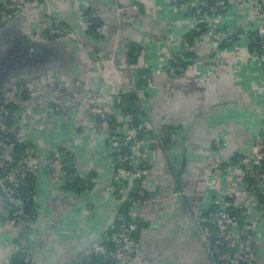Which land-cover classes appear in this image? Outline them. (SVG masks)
Returning a JSON list of instances; mask_svg holds the SVG:
<instances>
[{
  "label": "crops",
  "instance_id": "crops-1",
  "mask_svg": "<svg viewBox=\"0 0 264 264\" xmlns=\"http://www.w3.org/2000/svg\"><path fill=\"white\" fill-rule=\"evenodd\" d=\"M127 8L128 0H44V7L21 13L0 33L1 56L51 20L74 30L73 41H54L64 51L58 70L31 73L28 101L17 113L28 122L32 111L41 112L49 102V85L57 80L80 82L85 90L77 99L75 121L46 117L48 132L36 125L28 136L39 150L55 143L69 148L77 174L92 184L75 194L52 187L44 172L36 173L35 218L16 226L4 216L0 185V264H14L18 244L32 249L28 264H69L112 226L122 205L110 189L114 148L106 122L93 115L90 102L100 103L116 89H129L138 81L141 64L148 68L150 81L141 90L140 121L151 132H171L149 140L147 135L148 169L142 183L147 198L130 215L139 224L132 264H211L197 229L200 213L212 208L216 198L229 202L231 209L245 210L248 184L237 159L250 151L264 122L261 60L245 43L224 40L213 46L206 31L191 34L196 24L178 10L176 0H139L137 13ZM232 10L220 19L230 29L238 17ZM88 13L99 28L93 39L83 24ZM126 42L143 51L135 63L128 61ZM178 44L192 53V62L183 67L188 53H179ZM174 54L182 60L175 68L182 69L170 73L168 60ZM115 120L118 127L123 125ZM219 138L222 152L216 147ZM261 200L264 204V195ZM254 244V264H264V213Z\"/></svg>",
  "mask_w": 264,
  "mask_h": 264
},
{
  "label": "built area",
  "instance_id": "built-area-1",
  "mask_svg": "<svg viewBox=\"0 0 264 264\" xmlns=\"http://www.w3.org/2000/svg\"><path fill=\"white\" fill-rule=\"evenodd\" d=\"M35 6L44 7V0H0V33L16 16ZM176 6L194 20L197 33L202 32V27L206 28L213 46L224 40L232 42L229 38L231 33L227 34L218 28L221 16L233 11V8L239 16L241 13L247 15L245 25L253 29L246 27L242 32H237L236 37L238 40H249L253 44L252 53L261 60L264 78V0H176ZM84 8H87V4ZM127 9L137 13L139 0H128ZM117 11L121 16L123 10L120 8ZM83 20L88 36L96 38L99 28L94 23V17L88 13ZM75 35L72 28L58 20H51L37 28L30 39L51 42L58 39L73 40ZM125 45L126 52L134 49L132 56L135 60L142 57L143 51L140 48L133 47L131 42H126ZM179 46L178 44L176 47L179 53L190 51ZM180 69L169 67L168 72L174 73ZM33 75H25L13 81L0 97V185L3 190L4 216L11 226L29 224L32 220L28 208L30 203L36 201V185L35 181L31 182L30 175L34 178L36 173L44 172L46 180L57 189L65 186L67 182H75L68 175V169L72 168L71 150L57 143L39 150L30 141L28 134L36 125L46 134V117L73 123L78 114L77 99L84 93V86L78 81L64 84L57 80L47 87L51 95L49 102H46L41 112L32 111V116L25 122L17 110L28 101V81L33 79ZM138 79L147 81V84L150 81V72L142 64L138 70ZM127 92L135 95L134 104L144 113L142 94L135 82L129 89H116L109 97H103L100 103L91 101L90 108L93 115L103 119L106 125L110 118H117L123 123L112 137L107 135L113 144L112 154H115L110 189L119 204L126 203L131 210H135L145 202L142 183L147 173L144 164L147 162L149 130L142 123L134 126L132 116L121 113L116 107L122 103V95ZM11 107L16 109L11 112ZM216 147L220 152L224 150V142L220 138L216 141ZM17 150L20 151L17 153ZM237 160L244 168V177L248 184L243 207L245 210L231 209L229 202L223 204L220 198H216L212 202V208L200 213L197 220V229L211 264L255 263L257 253L254 235L258 220L264 213L261 200L264 195V123L253 139L250 151L238 156ZM33 209L35 211L34 205ZM115 221L99 239L80 251L81 256L97 255L113 264H132L138 250L135 240L138 226L134 219L118 213ZM16 251L23 255L24 264L30 262L31 248L18 244ZM69 264H77V260Z\"/></svg>",
  "mask_w": 264,
  "mask_h": 264
},
{
  "label": "trees",
  "instance_id": "trees-1",
  "mask_svg": "<svg viewBox=\"0 0 264 264\" xmlns=\"http://www.w3.org/2000/svg\"><path fill=\"white\" fill-rule=\"evenodd\" d=\"M232 12H230V14ZM234 14H236L235 11H234ZM235 19H237V20H236L235 24H233L231 26V29L228 28V27H225V25L227 26V24H224V20L219 22L218 28L220 30L225 31L227 34L228 33L232 34L234 32L232 35L229 36V38L232 41L231 43H236V42L245 43V44L248 45L250 51L253 52L252 49H253L254 46H253L252 43H250L249 40H238L237 37H236L237 32L240 33V32H242L244 30V29H240V30H238V29L243 27L245 19H243L239 15ZM201 26H203V24ZM202 28H203L202 32H205L206 28H204V27H202ZM246 29L250 30V29H253V27L249 26ZM235 30H238V31L235 32ZM191 34L197 35V34H200V33H197L196 31H191ZM132 46L133 47H138L134 43H132ZM139 48L140 47H138V49ZM133 52H134V49L129 50L127 52V56H128V59H129L130 63H135V61H136L135 58L132 56ZM182 56H183V54H182ZM191 57H192V53L188 52V54L184 56L185 62L180 64V66L183 67L184 65H186L188 63H191L192 62ZM180 61H182V60L179 59L177 54H174L168 60V67H170V68L174 67L175 68V65H178V63ZM168 70H169V68H168ZM12 83H13V80H12V82H9L7 85H4V86L0 87L1 94L4 93L12 85ZM146 84H147V81L141 80V79H138V81L135 82L136 87L140 91L142 90L143 87H145ZM24 98H26V97L24 96ZM134 99H135V95L134 94L128 93V92L124 93L122 95V103L120 105H117L116 107L121 111V113L130 114L132 116V124L134 126H138L141 123L140 120L144 119V113H142L139 110V108L134 104ZM15 109H16L15 107H11L10 111L13 112ZM107 126H108V129H107L108 136L112 137L114 135V132L117 130L119 124L116 122V120H114L113 118H110V121L108 122ZM169 132H171V131L168 130L167 128H165L162 132H157L156 131L155 133H157V134H154L153 132L149 131L148 134H151V135H148V140L151 139V136H157V137L160 138L161 135H162V137L166 135L168 137V133ZM139 138L141 139L142 137L139 136ZM19 151L20 150H17V153ZM110 157L112 158V161L115 162V154H111ZM70 159H71V162H72V164H71L72 168L68 169V175H70L71 178L75 179V182H67L65 184V186H63L62 188L66 189V190H68L70 192H73L75 194L82 193L84 190L92 188V184H91V182L89 180H82L79 176H77V174H76L77 172H76V168H75V159H74L73 155H71ZM144 167H145L146 170L148 169L147 162H145ZM33 179H34L33 176L30 175V180H31L32 183L34 181ZM135 183L139 184L138 181H135ZM146 198H147V195H146V192L144 191V199H146ZM121 204H122L121 205V209L118 211L119 212L118 214L124 215V216L132 219L133 217H131L130 215H131V211H133V210H131L129 208L128 204H126V203H121ZM33 205H34V203H30L29 208H28V210H30V215H31V218H32L31 222L35 218V212H34V209H33ZM114 222L116 223L115 219H114ZM136 224H137L138 229H139V224L137 223V221H136ZM136 235H135V240H136ZM22 260H23V255L19 254L17 257H15L14 264H24ZM75 260H77V264H113L112 262H106L104 260V258L101 257V256L93 255V256H85L84 257V256H81L80 252L71 261L73 262Z\"/></svg>",
  "mask_w": 264,
  "mask_h": 264
},
{
  "label": "water",
  "instance_id": "water-1",
  "mask_svg": "<svg viewBox=\"0 0 264 264\" xmlns=\"http://www.w3.org/2000/svg\"><path fill=\"white\" fill-rule=\"evenodd\" d=\"M246 27L247 26L245 25L238 30L244 29ZM238 30H235V32H237ZM18 48H20L19 54L24 60V62L18 63L20 64V69L24 66L29 65L31 66V72L36 74L57 71L59 68L58 65L62 64V60L64 58L63 49L60 48V45L54 41L41 42L38 40L25 38L24 41L19 44ZM31 72H29V69H26L22 76L29 75ZM16 78H18V76L12 79H6L5 82H8L9 80V82H12V80L15 81L17 80Z\"/></svg>",
  "mask_w": 264,
  "mask_h": 264
},
{
  "label": "flooded vegetation",
  "instance_id": "flooded-vegetation-1",
  "mask_svg": "<svg viewBox=\"0 0 264 264\" xmlns=\"http://www.w3.org/2000/svg\"><path fill=\"white\" fill-rule=\"evenodd\" d=\"M18 46L15 45V47L13 48H8L0 56V87L6 85V79H12L17 76H22L26 69H31V66L29 65L24 66L20 69V64L18 63L24 62V60L19 54L20 48H18Z\"/></svg>",
  "mask_w": 264,
  "mask_h": 264
},
{
  "label": "rangeland",
  "instance_id": "rangeland-1",
  "mask_svg": "<svg viewBox=\"0 0 264 264\" xmlns=\"http://www.w3.org/2000/svg\"><path fill=\"white\" fill-rule=\"evenodd\" d=\"M73 41V40H72ZM188 53V52H187ZM84 89H85V87H84ZM92 94V93H91Z\"/></svg>",
  "mask_w": 264,
  "mask_h": 264
}]
</instances>
